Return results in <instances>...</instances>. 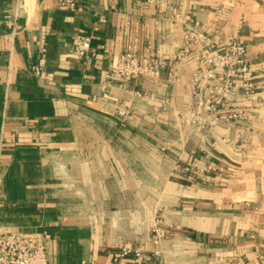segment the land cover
Returning <instances> with one entry per match:
<instances>
[{
    "label": "crops",
    "instance_id": "1",
    "mask_svg": "<svg viewBox=\"0 0 264 264\" xmlns=\"http://www.w3.org/2000/svg\"><path fill=\"white\" fill-rule=\"evenodd\" d=\"M190 24L246 45L247 116L191 124ZM130 46L160 78L111 75ZM0 230L48 233L50 264H131L127 243L147 264H264V0H0Z\"/></svg>",
    "mask_w": 264,
    "mask_h": 264
},
{
    "label": "built area",
    "instance_id": "2",
    "mask_svg": "<svg viewBox=\"0 0 264 264\" xmlns=\"http://www.w3.org/2000/svg\"><path fill=\"white\" fill-rule=\"evenodd\" d=\"M188 27L185 43L175 58L181 60L193 57L197 66L191 77L194 102L186 109L191 124H228L247 116V109L250 107L247 100L253 98L255 84L250 80L252 70L246 57V45L236 39L219 43L200 30L196 24H190ZM92 43V34L79 33L75 37L72 52L80 58H86ZM44 63L42 58L33 66L36 75H42ZM160 67L161 61L141 60L136 48L130 46L113 66L111 75L119 76L122 81L144 74L160 78ZM168 75L173 79L177 76V71L172 68ZM237 90L247 94V99L234 105L233 95ZM118 113L126 116L130 110L123 106ZM187 169L188 178H195L196 172ZM153 231L154 241L159 244L168 234L169 227L159 219ZM49 237L48 233L0 230V264H50L47 245ZM126 256H130L131 264H147L143 250L130 243L114 253V262Z\"/></svg>",
    "mask_w": 264,
    "mask_h": 264
}]
</instances>
